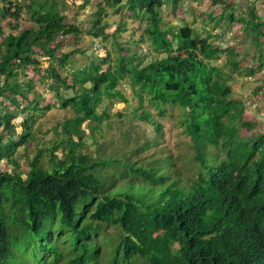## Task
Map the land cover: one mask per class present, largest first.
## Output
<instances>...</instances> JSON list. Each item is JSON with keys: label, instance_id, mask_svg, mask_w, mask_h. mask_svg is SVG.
<instances>
[{"label": "trees", "instance_id": "obj_1", "mask_svg": "<svg viewBox=\"0 0 264 264\" xmlns=\"http://www.w3.org/2000/svg\"><path fill=\"white\" fill-rule=\"evenodd\" d=\"M1 1L0 17L10 32L4 33L0 20V162L9 164L0 172V264H103L104 241L97 236L112 226L120 228L119 242L107 264H264V131L257 130L259 122L244 121L245 105H234L224 74L210 65L219 58L214 40L222 31L202 36L190 23L162 27L165 10L184 22L177 11L183 0H71L81 9H94L89 27L66 22L68 0ZM230 1L210 0L224 8L221 14L232 25L237 16ZM110 8L120 16L129 13L112 33L103 20ZM26 15L31 26L21 28ZM201 15L204 22L206 17L217 23L218 15ZM132 18L145 23L139 42H147L152 53L145 65L137 51L118 42ZM257 20L250 10L241 21L247 36L245 29ZM260 27L255 26L256 43L263 34ZM69 35L90 42L60 50L59 39ZM97 39L110 40L113 51L99 56ZM75 54L88 59L87 64L78 67L83 59L77 65ZM255 54L259 59L253 74L264 68V52ZM135 57L139 61L134 64ZM42 58L50 65L41 79L50 81L60 108L72 109L74 116L64 121V137L50 150L36 146L25 172L18 152L32 143L36 118L54 106H42V95L29 78L31 69L42 72ZM231 64L239 66L237 59ZM127 78L140 108L146 100L162 117L168 106L183 110L199 163L188 187L171 155L145 164L82 151L87 143L83 125L88 122L94 132L109 119L106 110L98 112L104 100L128 102L117 89ZM19 116L20 133L15 124ZM137 117L162 132L149 111ZM209 145L224 151L220 161L212 163ZM47 150L51 165L45 167ZM58 150L62 157L55 155ZM11 167L15 173L8 171Z\"/></svg>", "mask_w": 264, "mask_h": 264}, {"label": "rangeland", "instance_id": "obj_2", "mask_svg": "<svg viewBox=\"0 0 264 264\" xmlns=\"http://www.w3.org/2000/svg\"><path fill=\"white\" fill-rule=\"evenodd\" d=\"M67 2L68 9L64 12L66 15V22L77 25L83 24V26L89 27V18H91L90 15L94 9L92 7L81 9L79 8V3L75 4L71 0ZM98 2H100V0ZM4 4L5 3L0 0V9ZM179 6L182 7H178L177 11L182 19H184V22L181 21L180 17L174 18L170 13H167L168 10H165L163 11L162 27L165 28L168 25L178 27L190 23V25L202 36H206L209 33H211V36H214L217 32L222 31L220 32V37L214 40L215 50L219 51V58L210 62V65L217 67L221 70L222 74H224L227 84H229L233 90L230 99L233 100L234 105L237 107L243 103L246 106L247 115H245V119L247 120L244 121L259 122L260 126L257 130L264 131V69L259 70V68H257V71H259L255 74L252 72L254 68L253 65H256L255 63H258L259 59L255 57V53L258 54L259 50L264 52V38H259L258 43L253 41L256 36L255 26H261L260 29L263 31L261 36H264V20L262 21L258 18L257 22L249 23V27L245 29L249 31V36H247L244 31L245 27L236 24L238 23L237 17H235V23L230 25V22L223 18V14H221L224 8L212 4L210 0H202L201 4L195 2L191 3L190 0H183ZM256 7L257 13H261L262 10H264L260 4H257ZM204 12H212L213 17L218 15V18H216L217 23L219 21H223L224 23L221 27L212 30V28L217 26V23H209L206 17L204 22L203 15H201ZM229 12L230 9L227 10L226 14ZM128 14V11H126L123 12L121 16L127 18ZM121 16L119 14L117 15L112 8L104 13L103 20L110 23L107 32L112 33L115 31L117 25L121 21ZM1 23H3L4 26V33H9L10 28L7 25L8 23L2 20ZM20 26L21 28H28L31 26L27 15L20 20ZM144 29V22L135 21L133 18L130 20L127 19V30L118 37V42L123 44L125 48L131 47L133 51H137V53L143 57V65L152 60L150 56L152 53L150 54L147 42H139L144 36ZM258 30L259 28L256 29V31ZM85 41L88 44L90 39H84L83 35L79 40L74 38L73 35L62 37L59 39L61 43L60 50L64 49L68 51L73 48H82ZM96 42L102 48L97 53L99 56H103L105 50L113 51L110 40L103 41L97 39ZM85 55L92 59L95 58L94 53L90 50H85ZM74 56L78 59L77 65L83 59L78 67H83L87 64L88 59L82 58L78 54ZM135 59L134 64L139 61L138 57H135ZM234 59H237V63L239 64L236 69H234L231 64ZM260 59L261 63H263L264 56L260 57ZM49 65L50 61H48L47 58H42L40 67L42 72H33L32 69L28 72L29 78L33 77L35 80L36 90L42 95V106H47L48 103L54 106L48 111L43 112V115H39L36 118L32 126V143L27 149L21 148L18 152L17 157H19L20 168L25 172L29 170V161L32 160L37 152L36 146L39 144L41 147L50 150L56 140L64 137L61 134V126L64 121L74 116L72 109L60 108V102L49 89L51 84L50 81H43L41 79L42 75H44V70L48 68ZM117 89L128 98V102H121L117 98L113 100H104L99 106L98 112L101 113L106 110L109 113V119L103 121L100 127L94 132L89 130L88 122L83 125L84 130L87 132V143L82 151L98 158H117L129 162H142L145 164L154 160L156 157L164 158L171 155L179 171V176L182 178L183 187H188L189 184L187 180L195 179L199 173V163L195 161L196 154L193 142L182 122L184 119L183 110L177 106H168L165 115L162 117L159 115V110L152 107L146 100L144 108H140L137 98L133 95L128 78L122 81ZM63 93L69 96L72 92L66 93L63 91ZM144 111H149L151 120L162 125L161 133L156 131L153 123L137 117V114L141 115ZM133 112H136V115ZM119 114H122V116ZM20 123H22V116H19V119L15 120L19 133L22 131ZM153 141H157L158 145L156 147L147 146V144ZM48 150L42 162L45 167L51 165L49 163L51 153ZM206 151L212 163H216L224 157V151L220 148L209 145L206 147ZM55 155L62 157L63 152L58 150ZM6 165L9 166L6 161L0 162V172L7 169ZM8 171L10 173L16 172L12 167L9 168ZM105 172H108V170H105ZM119 232L120 228H118V226H112L107 230L101 228L100 233L102 235L100 234L101 236H97V239L99 241H104L102 242L105 249L102 261L103 264H107L110 259L108 257L111 256L112 248L118 244ZM92 238H94V236H92L91 239ZM18 260L19 259L16 258L15 262ZM138 264H143V260L139 261Z\"/></svg>", "mask_w": 264, "mask_h": 264}, {"label": "crops", "instance_id": "obj_3", "mask_svg": "<svg viewBox=\"0 0 264 264\" xmlns=\"http://www.w3.org/2000/svg\"><path fill=\"white\" fill-rule=\"evenodd\" d=\"M230 4H232V7L236 10V16L239 19V23L236 24H241V21L246 19L247 17L250 16V10H256V15L257 18L261 19L262 21L264 20V10H262L261 13H257V7L256 5L260 4L262 8L264 9V0H232L230 1ZM182 7V6H179ZM263 15V17H262ZM186 16V15H185ZM264 23V21H263ZM264 38V36L260 35V38ZM264 69V68H263ZM246 108V106H245ZM247 115V114H246Z\"/></svg>", "mask_w": 264, "mask_h": 264}]
</instances>
